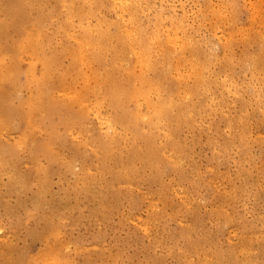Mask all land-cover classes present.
Returning a JSON list of instances; mask_svg holds the SVG:
<instances>
[{"label":"rangeland","instance_id":"obj_1","mask_svg":"<svg viewBox=\"0 0 264 264\" xmlns=\"http://www.w3.org/2000/svg\"><path fill=\"white\" fill-rule=\"evenodd\" d=\"M24 1L0 0V264H264V0H140V3L139 0H134L137 6L135 2L126 0L123 2L125 8L120 7L116 0ZM56 1H59L58 5ZM62 1H65L64 6ZM82 2L84 5L81 7L79 4ZM114 5L117 7H113ZM117 8L122 10L116 11ZM131 11L136 21L135 23L133 19L134 27L148 35L157 28L159 33L161 30L162 35H158L160 38L164 36L161 41L169 51L167 54V48H164L156 56L152 55L147 62L144 60L149 66L147 77L157 80L160 85L153 101L164 103L172 90L167 72L169 70L166 69L169 63L171 66L179 64L180 77L191 86L193 75L192 70L191 74L189 70L192 69V62L198 70V62L201 60L199 63L203 66H199L200 73L203 76L207 74V79L212 78L209 82L204 77L206 93H200L189 101V108L192 109L188 108L191 123L186 124L173 117L167 126L169 137L165 135L162 126L150 129L142 123L141 118L148 113L146 103L139 106L141 116L137 123L140 134L134 136L123 131L115 122L112 123L122 119L123 114L112 111L114 108L109 95L104 97L101 90L98 101L93 96L95 75L102 77L103 67L109 68L115 64V40L111 36L116 33L118 23L128 21L126 17ZM83 14H87V18ZM229 16L233 18H228ZM259 16L261 18L257 19ZM65 22L68 24L64 25ZM170 25L177 27V30L172 29L177 35L169 31ZM60 26L62 30L59 29ZM84 27H91L97 33L109 36L108 40L112 45L109 44L104 51L103 62L95 60L89 49L81 51L76 39L81 37ZM70 32L73 34L69 35ZM152 37L154 36L147 40L149 45ZM224 45L226 50L223 49ZM11 50L13 51L10 52ZM126 52L128 51L124 52L120 63L122 66L117 65L113 72L114 78L118 75L123 77L125 69H130L131 73L134 71L135 75L142 72L141 63H138L140 66L135 64L133 53ZM57 54L60 56L57 57ZM260 54L262 57L257 56ZM164 60H169L168 64ZM196 62L198 65H195ZM255 62H259L260 72H253ZM90 70L95 74L93 77ZM121 71L122 74L119 73ZM179 100L181 110H185L183 100ZM96 102L99 103L98 106L95 105ZM126 106L128 110H132L133 105ZM71 115L78 118H73L74 125L69 129L64 120ZM111 124V128L116 126L114 132L107 130ZM244 129L246 132L243 134ZM111 135L112 159L104 154L101 156L95 149L104 145ZM48 142H51V153L41 154L39 148ZM180 149L184 153L181 151L180 154ZM133 151L137 157L130 161ZM172 151H175V156ZM95 153H98L96 158ZM151 158L152 164L149 163ZM120 165L131 169L125 170ZM9 255L13 257L11 260Z\"/></svg>","mask_w":264,"mask_h":264},{"label":"bare ground","instance_id":"obj_2","mask_svg":"<svg viewBox=\"0 0 264 264\" xmlns=\"http://www.w3.org/2000/svg\"><path fill=\"white\" fill-rule=\"evenodd\" d=\"M18 1V0H17ZM24 1V0H23ZM29 1V0H28ZM44 1V0H43ZM53 1V0H52ZM55 1V0H54ZM53 1V2H54ZM65 1H68V0H65ZM65 1H62V4H63V6L65 5L64 4V2ZM70 1V0H69ZM68 1V2H69ZM81 1H83V0H81ZM80 1V2H81ZM124 1H126V0H116V3L120 6V7H122V8H125L124 7ZM129 2H135L134 0H128ZM137 1V0H136ZM21 2V1H20ZM24 2H27V1H24ZM59 3V1H56V4L58 5V3ZM114 2V1H113ZM259 2V1H258ZM15 3V2H14ZM22 3V2H21ZM29 3V2H28ZM83 3V4H82ZM82 3H80L79 5L82 7L83 5H84V2H82ZM139 3H140V0H139ZM142 3V2H141ZM261 3V2H260ZM30 4H32V3H30ZM44 4V3H43ZM54 4V3H53ZM55 4V5H56ZM73 4V3H72ZM82 4V5H81ZM116 4V5H117ZM127 4V3H126ZM125 4V6H126V8H127V6H128V4L126 5ZM13 5V7H15L14 6V4H12ZM25 5H26V3H25ZM60 5V4H59ZM77 5V4H76ZM79 5H78V7H79ZM86 5V4H85ZM116 5H114L113 7H115ZM255 5V4H254ZM257 5V4H256ZM255 5V6H256ZM262 5H264V4H262ZM67 6V5H66ZM73 6H74V4H73ZM132 6H133V3H132ZM132 6H131V8H132ZM135 6H137V4H136V2H135ZM140 6V5H139ZM221 6H223L222 4H221ZM259 6V5H258ZM11 7L12 6H10V9H11ZM76 7V6H75ZM117 7V6H116ZM251 7H253V6H251ZM262 7V6H261ZM36 8V7H35ZM39 8V7H38ZM69 8V7H68ZM77 8V7H76ZM86 8H88V6H86ZM94 8V7H93ZM122 8H120L121 10H122ZM209 8V7H208ZM255 8V7H254ZM260 8V7H259ZM9 9V8H8ZM13 9V8H12ZM37 9V8H36ZM67 9V8H66ZM70 9V8H69ZM68 9V10H69ZM73 9H74V7H73ZM78 9V8H77ZM76 9V10H77ZM120 9H116V11L117 10H120ZM130 9V8H129ZM133 9V8H132ZM142 9V8H141ZM226 9V8H225ZM256 9V8H255ZM261 9V8H260ZM57 10H59V8L57 9ZM61 10V9H60ZM72 10V9H71ZM82 10V9H81ZM120 10V11H121ZM161 10V9H160ZM211 10V9H210ZM215 10H217V9H215ZM221 10V9H220ZM73 11V10H72ZM78 11V13H79V11L80 10H77ZM76 11V12H77ZM84 11V10H83ZM82 11V12H83ZM86 11V10H85ZM128 11V10H127ZM133 11V10H132ZM132 11L130 12L131 14L130 15H128V17H126L127 19H128V21L127 22H125V20L124 21H122V22H120V23H118V26H117V31H116V33L114 34H112V36H111V38L113 39V40H115V42L113 41V43H115V50H116V52H115V64H111L110 63V65H112L111 67H109V68H106V67H103V75H102V77L101 76H98V75H95L94 74V72H92L93 70H94V68H93V70H90L91 72H90V74L92 75V77L95 75V77H96V83H94L95 84V87L92 85L93 84V82H92V86L95 88L94 89V92H93V96L97 99V101H98V97H99V95L101 94V90H102V94H103V96L105 97L106 95H109V97H110V99H109V101H110V103H111V105H112V107L114 108L112 111H116L117 113L119 112V113H122L123 114V118L122 119H119V120H115V121H112V123L113 122H115V124H117L118 126H120L121 127V129L123 130V131H127L128 133H132L134 136H136V135H139L140 134V128H139V125H138V120H139V118H140V116L141 115H139V106L143 103H146L147 104V106H148V113L144 116V117H142L141 118V121H142V123L145 125V126H147V127H149L150 129H156V128H158V127H163L164 128V130H165V135L167 136V137H169V130H167V126L170 124V122H171V120H172V118L173 117H175V119H177L178 121H183V123H186V124H188L189 122H190V120H191V118H190V111H188V108H189V101L192 99V97H194L195 98V96H198L200 93H206V89H207V85H206V81L205 80H209V82H210V80L212 79H207V77H205V76H203V73H200V71H201V69L199 70V66H201L200 65V63L198 62V64H197V62H196V64L195 65H198L197 67H198V70H197V68H196V66H194V65H192L193 64V62H192V60H191V62H192V64H190L191 65V67H192V69H190L189 70V72L192 70V75H193V78L191 77V80H192V86L190 85V84H188V83H184V80L180 77V67H179V64H177V65H173V66H171V64L169 63H167V61L169 62V60H164V61H166V63L168 64V67H167V64H166V66H165V68L167 69V70H169V71H167L168 73H169V78H170V80H171V88H172V90L169 92V95H168V98L166 99V101L164 102V103H161V101H159V100H157V101H153V98H154V96H155V94L157 93V91H158V88L160 87V85H159V83L157 82V80H154V79H149L148 77H147V75H146V72H148L147 70L149 69V66H147L146 65V62L150 59V57L153 55L154 56V54H155V56H156V54L157 53H159V51L161 52L162 50H164V48L165 47H163V45L165 46V44H162V41H161V39L164 37H162V38H160V36L158 35V31H159V29L157 28V27H155V28H157L156 30H154V32L151 34V35H148V34H146V32L144 33V31H138L134 26H135V24L133 23L134 21H135V19L133 18V14L134 13H132ZM226 11V10H225ZM262 11H264V10H262ZM14 12V11H13ZM45 12H47V11H45ZM59 12V11H58ZM65 12V11H64ZM69 12V11H68ZM71 12V11H70ZM75 12V13H76ZM102 12V11H101ZM123 12V11H122ZM60 13L61 12H59V15H60ZM63 13V12H62ZM67 13V12H66ZM78 13H76V14H78ZM80 13H81V11H80ZM95 13V12H94ZM117 13V12H116ZM119 13V12H118ZM117 13V14H118ZM125 13V12H124ZM137 13H139V12H137ZM207 13V12H206ZM210 13H211V11H210ZM222 13H223V11H222ZM225 13V12H224ZM228 13V12H227ZM262 13V12H261ZM72 14H73V12H72ZM71 14V15H72ZM75 14V15H76ZM117 14H115L116 16H117ZM122 14V13H121ZM129 14V13H128ZM140 14V13H139ZM257 14H258V11H257ZM66 15V14H65ZM79 15V14H78ZM84 15V18H87V14H83ZM90 15V14H89ZM119 15V14H118ZM123 15V14H122ZM137 15V14H136ZM158 15V14H157ZM201 15V14H200ZM214 15H215V13H214ZM259 15V14H258ZM261 15V14H260ZM262 15H264V14H262ZM55 16V15H54ZM61 16V15H60ZM63 16V15H62ZM121 16V15H120ZM219 16V15H218ZM222 16V15H221ZM225 16V15H224ZM1 17V16H0ZM51 17V16H50ZM93 17V16H92ZM122 17V16H121ZM125 17V16H124ZM138 17V16H137ZM144 17V16H143ZM211 17V16H210ZM208 18V19H211V18ZM69 18V17H68ZM84 18L82 19V21L84 20ZM118 18V17H117ZM215 18H216V16H215ZM226 18V17H225ZM228 18H233V17H228ZM261 18V16H259V18H257V19H260ZM75 19H76V17H75ZM74 19V20H75ZM77 19H79V17L77 18ZM96 20V18H93V20ZM126 19V20H127ZM133 19H134V21H133ZM176 19V18H175ZM207 19V20H208ZM217 19V18H216ZM222 19V18H221ZM69 20H71V19H69ZM122 20V19H121ZM137 20V19H136ZM158 20H159V17H158ZM181 20V19H180ZM212 20V19H211ZM210 20V21H211ZM215 20V19H214ZM233 20V19H232ZM79 21H80V19H79ZM81 21V22H82ZM90 21V20H89ZM88 21V22H89ZM103 21V20H102ZM101 21V22H102ZM163 21H164V19H163ZM173 21V20H172ZM203 21H205V19L203 20ZM209 21V20H208ZM220 21H222V20H220ZM231 21V20H230ZM254 21V20H253ZM72 22V21H71ZM70 22V23H71ZM118 22V21H117ZM158 22V21H157ZM176 22H178V21H176ZM214 22V21H213ZM229 22V21H228ZM232 22V21H231ZM234 22V21H233ZM251 22V21H250ZM261 22V21H260ZM46 23V22H45ZM86 23V22H85ZM115 23V22H114ZM113 23V24H114ZM135 23H136V21H135ZM210 23V22H209ZM226 23V22H225ZM66 24H68V22H65L64 23V25H66ZM76 24V23H75ZM88 24V23H87ZM97 24V23H96ZM96 24H94V25H96ZM112 24V23H111ZM158 24V23H157ZM220 24H222V23H220ZM248 24V23H247ZM259 24V23H258ZM85 25V24H84ZM83 25V26H84ZM116 25V24H115ZM163 25V24H162ZM171 25H173V24H171ZM170 25V26H171ZM211 25V24H210ZM217 25V24H216ZM227 25V24H226ZM251 25V24H250ZM262 25H264V24H262ZM62 26V25H61ZM61 26H60V30H62L61 29ZM82 26V25H81ZM159 26V25H158ZM164 26V25H163ZM174 26H176V24L174 25ZM221 26V25H220ZM228 26V25H227ZM231 26V25H230ZM252 26V25H251ZM257 26V25H256ZM32 27V26H31ZM67 27H69L68 25H67ZM67 27H64V28H66L67 29V31H68V28ZM232 27V26H231ZM250 27V26H249ZM248 27V28H249ZM63 28V27H62ZM85 28V27H84ZM114 27H112V29H113ZM175 30H177L175 27H172L171 26V30H169V31H172V32H174V34H176L175 33V31H173L174 29ZM181 28V27H180ZM179 28V29H180ZM221 28H222V26H221ZM230 28V27H229ZM245 28V27H244ZM259 28V27H258ZM257 28V29H258ZM260 28H262V27H260ZM58 29V30H59ZM80 29H82V28H80ZM98 29V28H97ZM96 29V30H97ZM108 29L110 30V26L108 27ZM111 29V30H112ZM164 29H166V26H165V28ZM170 29V28H169ZM173 29V30H172ZM186 29V28H185ZM251 29V28H250ZM25 30V29H24ZM114 30H116V28L114 29ZM139 30H140V28H139ZM184 30V29H183ZM229 30H231V29H229ZM256 30V29H255ZM65 31V30H64ZM232 31V30H231ZM236 31V30H235ZM258 31V30H257ZM256 31V32H257ZM35 32H37L36 30H35ZM72 32V31H71ZM70 32V34L69 35H71V34H73V33H71ZM80 32V31H79ZM98 31H95L94 29H92L91 27H86L85 29H83L82 30V32H81V37L79 38V39H76L77 40V42L79 43V46H80V48H81V51H84V50H90L91 51V55H92V57L95 59V60H98V61H100L101 62V60H102V62L104 61L103 60V54L104 53H106V52H104L106 49H107V47H108V45L109 44H111V42L108 40L109 39V36H107V35H105L104 33L103 34H99V33H97ZM100 32V31H99ZM111 32V31H110ZM151 32V31H150ZM172 32L170 33V34H172ZM178 32V31H177ZM217 32V31H216ZM26 33H27V31H26ZM48 33V32H47ZM162 32H161V30H160V35H162L161 34ZM169 33V32H168ZM180 33V32H179ZM251 33H253V32H251ZM250 33V34H251ZM262 33H264V32H262ZM61 34H63V33H61ZM109 34V33H108ZM233 34V33H232ZM232 34H230V35H232ZM235 34V33H234ZM233 34V35H234ZM258 34H260V33H258ZM43 35V34H42ZM50 35H52V34H50ZM63 35H65V34H63ZM62 35V36H63ZM76 35V34H75ZM78 35V34H77ZM169 35V34H168ZM167 35V36H168ZM173 35V34H172ZM177 35V34H176ZM176 35H174L175 37H176ZM228 35V34H227ZM232 35V36H233ZM244 35V34H243ZM8 36V35H7ZM27 36H28V34H27ZM34 36V35H33ZM44 36L45 35H43L42 37L44 38ZM49 36V35H48ZM79 36V35H78ZM151 36H154V37H152V39H151V45H149L148 43H147V40H148V38L149 37H151ZM174 36L172 37V39L174 38ZM185 35H183V38H185L184 37ZM253 36V35H252ZM254 36H255V34H254ZM22 36H20V38H21ZM30 37H31V35H30ZM29 37V38H30ZM39 37H41V36H39ZM38 37V38H39ZM41 37V38H42ZM56 37V36H55ZM69 37V36H68ZM73 37V36H72ZM179 37V36H178ZM26 38V37H25ZM35 38V37H34ZM36 38H37V36H36ZM165 38H166V36H165ZM187 38V37H186ZM242 38H243V36H242ZM246 38V37H245ZM261 38V37H260ZM40 39V38H39ZM48 39V38H47ZM63 39H64V37H63ZM187 39H189V38H187ZM191 39V38H190ZM247 39V38H246ZM245 39V40H246ZM249 39H251V38H249ZM19 40V39H18ZM32 40V39H31ZM44 40H46L45 38H44ZM165 40V39H164ZM168 40V39H167ZM174 40V39H173ZM179 40V39H178ZM184 40V39H183ZM235 40V39H234ZM254 40V39H253ZM17 41V40H16ZM38 41V40H37ZM40 41V40H39ZM43 41V40H42ZM74 41H75V38H74ZM166 41V40H165ZM169 41H170V39H169ZM186 41V40H185ZM188 41V40H187ZM231 41V40H230ZM233 41V40H232ZM231 41V42H232ZM236 41H237V39H236ZM250 41V40H249ZM248 41V42H249ZM262 41H264V40H262ZM22 42V41H21ZM31 41H29V43H30ZM35 42V41H34ZM44 42V41H43ZM108 42H110V43H108ZM180 42H182V40H180ZM230 42V43H231ZM256 42V41H255ZM258 42V41H257ZM14 43V42H13ZM27 43V42H26ZM36 43V42H35ZM69 43V42H68ZM108 43V44H107ZM164 43V42H163ZM165 43H167V42H165ZM171 43V42H170ZM233 43V42H232ZM246 43V42H245ZM252 43V42H251ZM39 44V43H38ZM49 44V43H48ZM175 44V43H174ZM182 44H183V42H182ZM185 44V43H184ZM192 44V43H191ZM226 44H228V43H226ZM260 44H261V42H260ZM18 45V44H17ZM16 45V46H17ZM21 45V44H20ZM26 45V44H25ZM24 45V46H25ZM67 45V44H66ZM112 45V44H111ZM232 45V44H231ZM12 46H13V44H12ZM31 46V45H30ZM169 46H170V44H169ZM176 46V45H175ZM174 46V47H175ZM182 46V45H181ZM187 46V45H186ZM194 46V45H193ZM17 47H19V46H17ZM36 46L34 45V47L33 48H35ZM172 48H173V44H172V46H171ZM177 47V46H176ZM185 47V46H184ZM224 47H225V45H224ZM223 47V49L224 50H226L227 49V47H225L224 48ZM246 46H244V48H245ZM248 47V46H247ZM13 48V47H12ZM15 48V47H14ZM27 48H29V46L27 47ZM32 48V49H33ZM166 48H167V51H168V47H167V45H166ZM165 48V49H166ZM170 48V47H169ZM171 48V49H172ZM178 48H180V47H178ZM185 48H187V47H185ZM189 48V47H188ZM18 50H19V48H17ZM16 49V52L18 51ZM32 49H30V50H32ZM109 49H110V47H109ZM182 49V48H181ZM180 49V50H181ZM196 49V48H195ZM229 49H231L232 50V48H229ZM51 50V49H50ZM54 50V49H53ZM75 50V49H74ZM176 50V49H175ZM174 50V51H175ZM188 50V49H187ZM260 50V49H259ZM13 50H11L10 52H12ZM32 51H35V50H32ZM38 51V50H37ZM39 51H40V49H39ZM80 51V52H81ZM111 51H114L112 48H111ZM125 51H128V52H126L127 54L131 51L132 53H133V56H134V59H135V64L137 63H141V73H140V71L139 72H137V73H140L139 75L137 74V75H135L134 74V71H133V73H131V71H130V69H125V72H124V75H123V77H120L118 74V77H116L115 76V78L113 77V72H114V70L118 67L117 65H121L120 63L122 62V58H123V54H124V52ZM184 51V50H183ZM182 51V52H183ZM195 51V50H194ZM9 52V51H8ZM20 52V51H19ZM73 52V51H72ZM72 52H71V54H72ZM77 52V51H76ZM187 52V51H186ZM190 52V51H189ZM188 52V53H189ZM225 52V51H224ZM227 52V51H226ZM249 52V51H248ZM257 52V51H256ZM255 52V53H256ZM28 53V52H27ZM26 53V54H27ZM41 53V52H40ZM75 53V52H74ZM109 53V52H108ZM192 53V52H191ZM191 53L189 54L190 56H191ZM198 53V52H197ZM230 53V52H229ZM2 54V53H1ZM0 54V55H1ZM9 54V53H8ZM13 54V53H12ZM76 54V53H75ZM78 54H80V53H78ZM82 54H83V52H82ZM163 54V53H162ZM162 54H160V55H162ZM167 54H169V51H168V53ZM171 54L172 53H170V56H171ZM176 54H178V53H176ZM181 54V53H180ZM187 54V53H186ZM225 54V53H224ZM252 54V53H251ZM259 54V53H258ZM17 55V54H16ZM88 55V54H87ZM126 55V54H125ZM164 55H165V53H164ZM188 55V54H187ZM200 55V54H199ZM226 55V54H225ZM233 55V54H232ZM246 55H248V53L246 54ZM262 54H260V55H257V56H261ZM12 56V55H11ZM14 56V55H13ZM58 56H60V55H58L57 54V57ZM62 56H63V54H62ZM62 56L60 57V58H62ZM108 56V55H107ZM168 56V55H167ZM169 56V57H170ZM179 56V55H178ZM194 56V55H193ZM224 56V55H223ZM20 57V56H19ZM72 57V56H71ZM70 56H69V58H71ZM82 57H83V55H82ZM84 57H85V54H84ZM88 57V56H87ZM127 57V56H126ZM128 57H130L129 55H128ZM128 57H127V59H128ZM159 56H157V58H158ZM165 57V56H164ZM173 57V56H172ZM177 59L180 57H177V56H175ZM189 57V56H188ZM187 57V58H188ZM199 57V56H198ZM201 57V56H200ZM227 57V56H226ZM243 57H244V55H243ZM246 57V56H245ZM262 57V56H261ZM6 58H7V56H6ZM5 58V59H6ZM11 58V57H10ZM39 58V57H38ZM38 58H35V59H37V61L38 60H40V59H38ZM159 58H161V57H159ZM171 58V57H170ZM170 58H168V59H170ZM176 58H174V59H176ZM195 56H194V60H195ZM247 58V57H246ZM260 58V57H259ZM32 59V58H31ZM44 59V58H43ZM46 59V58H45ZM52 59V58H51ZM75 59H77L76 57H75ZM80 60L82 59V58H79ZM131 59V57L129 58V60ZM177 59H176V61H177ZM193 59V58H192ZM225 59V58H224ZM231 59V58H230ZM256 59H258V58H256ZM7 60H8V58H7ZM11 60V59H10ZM74 60V59H73ZM94 60V61H95ZM109 60H110V58H109ZM126 60V59H125ZM144 60H146V62L144 61ZM171 60V59H170ZM187 60V59H186ZM244 60V59H243ZM252 60H254V59H252ZM262 60V59H261ZM34 61V60H33ZM51 61V60H50ZM59 61H62V60H60L59 59ZM83 61H84V59H83ZM82 61V62H83ZM128 61V60H127ZM179 61H181V59L179 60ZM196 61H198V60H196ZM230 61H232V60H230ZM234 61V60H233ZM245 61V60H244ZM257 61V60H256ZM42 62V61H41ZM43 62H45V61H43ZM52 62V61H51ZM72 62V61H71ZM70 62V63H71ZM82 62H81V64H82ZM105 62H107V60L105 61ZM145 62V63H144ZM174 62V61H173ZM182 62V61H181ZM195 62V61H194ZM207 62V61H206ZM254 62V61H253ZM252 62V63H253ZM262 62H264V61H262ZM13 63H14V61H13ZM40 63V62H39ZM49 63V62H48ZM62 63V62H61ZM60 63V64H61ZM75 63H76V61H75ZM84 63H86L85 61H84ZM88 63V62H87ZM91 63V62H90ZM92 63H93V61H92ZM91 63V64H92ZM96 63V62H95ZM98 63V62H97ZM161 63V62H160ZM159 63V64H160ZM175 64H176V62H174ZM174 63H172V64H174ZM177 63H178V61H177ZM186 63V62H185ZM189 63H190V61H189ZM204 63V62H203ZM252 63H251V65H252ZM258 63L259 62H255L254 64H253V72H257V71H259L260 72V70H259V68H258ZM53 64V63H52ZM56 64V63H55ZM58 64H59V62H58ZM57 64V65H58ZM94 64V63H93ZM92 64V65H93ZM125 66H126V64L125 63H123ZM130 64V63H129ZM138 64V65H139ZM152 64V63H151ZM205 64V63H204ZM230 64H232V63H230ZM14 65V64H13ZM42 65V64H41ZM56 65V67H58ZM63 65H64V63H63ZM72 65V64H71ZM78 65V64H77ZM88 65V64H87ZM86 65V66H87ZM101 65V64H100ZM149 65V64H148ZM152 65H154V64H152ZM181 65H182V63H181ZM206 65V64H205ZM261 65V64H260ZM40 66V65H39ZM48 66L50 67V65L48 64ZM90 66V65H89ZM122 66V65H121ZM120 66V67H121ZM137 66V65H136ZM140 66V65H139ZM156 66V65H155ZM159 66V65H158ZM185 66V65H184ZM202 66H203V64H202ZM201 66V67H202ZM223 66V65H222ZM239 66V65H238ZM250 66V65H249ZM262 66H264V65H262ZM261 66V67H262ZM63 67H65V66H63ZM88 67V66H87ZM93 67V66H92ZM91 67V68H92ZM96 67V66H95ZM99 67L100 66H98V70H100L99 69ZM119 67V68H120ZM127 67V66H126ZM135 67V66H134ZM181 67H183V66H181ZM190 67V66H189ZM188 67V68H189ZM200 67V68H201ZM206 67V66H205ZM221 67V66H220ZM245 67V66H244ZM261 67H260V69H261ZM40 68H42V67H40ZM48 68V67H47ZM46 68V69H47ZM77 68V67H76ZM122 68H124V66L122 67ZM136 68V67H135ZM150 68H152L151 66H150ZM185 68V67H184ZM204 68V67H203ZM210 68V67H209ZM14 69H16L17 70V68H14ZM52 69V68H51ZM73 69H75L74 67H73ZM83 69V68H82ZM137 69H139V67L137 68ZM155 69V68H154ZM159 69V68H158ZM157 69V70H158ZM163 69V68H162ZM165 69V70H166ZM262 69H264V68H262ZM50 70V69H49ZM48 70V71H49ZM54 70H55V67H54ZM77 70V69H76ZM135 70V69H134ZM184 69H182V71H183ZM203 71H204V69H202ZM2 71V70H1ZM15 71V70H14ZM19 71V70H18ZM52 71H53V69H52ZM89 71V70H88ZM163 71H164V69H163ZM209 71V70H208ZM228 71V70H227ZM262 71H264V70H262ZM261 71V72H262ZM5 72V71H4ZM8 72V71H7ZM61 72V71H60ZM72 72H73V70H72ZM83 72V71H82ZM96 72H97V70H96ZM116 72V71H115ZM118 72V71H117ZM183 72H185V70L183 71ZM188 72V73H189ZM205 73H206V71H204ZM74 73H76L75 71H74ZM119 73H123L122 71L121 72H119ZM160 73V72H159ZM204 73V74H205ZM14 74V73H13ZM94 74V75H93ZM98 74V73H97ZM190 74H191V72H190ZM261 74V73H260ZM262 74H264V72H262ZM54 75V74H53ZM88 75V74H87ZM159 75V74H158ZM210 75H211V73H210ZM209 75V76H210ZM52 76V75H51ZM161 76V75H160ZM166 76V75H165ZM185 76V75H184ZM188 76H190V75H188ZM214 76V75H213ZM39 77V76H38ZM90 77V76H89ZM186 77V76H185ZM204 77H205V80H204ZM238 77V76H237ZM4 78V77H3ZM49 78V77H48ZM168 78V77H167ZM227 78V77H226ZM78 79V78H77ZM157 79V78H156ZM185 79V78H184ZM223 79V78H222ZM262 79H264V78H262ZM66 80V79H65ZM82 80V79H81ZM89 80H90V78H89ZM225 81H226V79H224ZM249 80V79H248ZM260 80H261V78H260ZM46 81V80H45ZM92 81V80H91ZM189 80H187V82H188ZM47 82H48V80H47ZM219 82V81H218ZM222 82H224V81H222ZM242 82V81H241ZM257 82V81H256ZM260 82V81H259ZM262 82V81H261ZM212 83V82H211ZM173 84V85H172ZM190 85V87L188 86V85ZM242 84V83H241ZM262 84V83H261ZM30 85V84H29ZM90 85V87L92 88V86ZM214 85V84H213ZM226 85V84H225ZM25 86H26V83H25ZM33 86V85H32ZM220 86V85H219ZM41 87V86H40ZM85 87L87 88L88 86L87 85H85ZM89 87V88H90ZM257 87V86H256ZM30 88V87H29ZM165 88V87H164ZM170 88V87H169ZM245 88V87H244ZM32 89V88H31ZM63 89V88H62ZM216 89V88H215ZM221 89V88H220ZM226 89V88H225ZM249 89L250 88H248V91H249ZM45 90V89H44ZM210 90H212V89H210ZM253 90H254V87H253ZM48 91V90H47ZM69 91V90H68ZM81 91V90H80ZM82 91H83V89H82ZM85 92H86V90H84ZM163 91V90H162ZM166 91H167V88H166ZM213 91V90H212ZM244 91V90H243ZM256 91V90H255ZM42 92V91H41ZM89 92V91H88ZM215 92V91H214ZM225 92V91H224ZM44 93H45V95H46V92L44 91ZM90 93H92L91 91H90ZM233 93H234V91H233ZM254 93V92H253ZM260 93V92H259ZM262 93V92H261ZM29 94V93H28ZM223 94V93H222ZM256 94V93H255ZM262 94H264V93H262ZM55 95V94H54ZM76 95V94H75ZM250 95H251V93H250ZM47 96H48V94H47ZM64 96V95H63ZM77 96V95H76ZM92 96V95H91ZM203 96V95H202ZM208 96V95H207ZM226 96H228V95H226ZM248 96V95H247ZM32 97H34V96H32ZM31 97V98H32ZM40 97V96H39ZM65 97V96H64ZM78 97V96H77ZM107 97V96H106ZM164 97V96H163ZM162 97V98H163ZM206 97V96H205ZM218 97V96H217ZM221 97V96H220ZM69 98H71V95H70V97ZM72 98H73V96H72ZM76 98V97H75ZM182 99L183 100V105L185 106L184 107V109L185 110H181V107H182V105H181V103H180V100L179 99ZM201 98H203V97H201ZM222 98V97H221ZM251 98V97H250ZM249 98V99H250ZM77 99V98H76ZM75 99V100H76ZM225 99V98H224ZM227 99V98H226ZM242 99V98H241ZM30 100V99H29ZM54 100V99H53ZM52 100V101H53ZM71 100H73L74 101V99H71ZM77 100H79V99H77ZM83 100V99H82ZM81 100V102H85V101H82ZM100 100V99H99ZM104 100V99H103ZM105 100H107V99H105ZM104 100V101H105ZM200 100V99H199ZM198 100V101H199ZM235 100H236V98H235ZM262 100H264V98H262ZM34 101V100H33ZM194 101V103H196L195 102V100H193ZM204 101V100H203ZM216 101V100H215ZM23 102V101H22ZM30 103H31V101H29ZM37 102V101H36ZM227 102V101H226ZM244 102V101H243ZM242 102V103H243ZM42 103V102H41ZM75 103V102H74ZM78 103H80V101L78 102ZM87 103V102H86ZM102 103H103V101H102ZM200 103H202V101L201 102H199V104ZM261 103V102H260ZM33 104H34V102H33ZM47 104V103H46ZM98 102H96L95 103V105L96 106H98ZM129 104H131V105H133V107H132V110H128V106H126V105H129ZM229 104V103H228ZM75 105V104H74ZM85 105V104H84ZM188 105V106H187ZM191 105H192V103H191ZM216 105V104H215ZM262 105H264V103H262ZM19 106V105H18ZM76 106V105H75ZM88 106V105H87ZM91 106H92V104H91ZM142 106V105H141ZM193 106H194V104H193ZM222 106V105H221ZM257 106V105H256ZM43 107V106H42ZM46 107V106H45ZM89 107V106H88ZM241 107V106H240ZM19 108V107H18ZM77 108V107H76ZM86 108V107H85ZM95 108V107H94ZM98 108V107H97ZM193 108H195V107H193ZM51 109V108H50ZM93 109V108H92ZM96 109V108H95ZM179 109H180V111H179ZM190 109V108H189ZM213 109V108H212ZM222 109V108H221ZM234 109V108H233ZM232 109V110H233ZM240 109H242V108H240ZM244 109V108H243ZM75 110V109H74ZM73 110V111H74ZM191 111H192V109H190ZM196 110V109H195ZM29 111V110H28ZM50 111V110H49ZM78 110H76V112H77ZM85 111V110H84ZM83 111V112H84ZM93 111H94V109H93ZM146 111V110H145ZM198 111H199V108H198ZM225 111V110H224ZM231 111V110H230ZM239 111V110H238ZM193 112H194V109H193ZM195 112H197V110L195 111ZM200 112V111H199ZM201 112H202V110H201ZM253 112V111H252ZM89 113V112H88ZM192 113V112H191ZM223 113V112H222ZM254 113V112H253ZM258 113V112H257ZM51 114V113H50ZM102 114V113H101ZM194 115H195V113H193ZM47 115V114H46ZM105 115V114H104ZM121 115V114H120ZM254 115V114H253ZM258 115H260V114H258ZM107 116V115H106ZM234 116V115H233ZM78 118L77 116H73V115H71V116H69V117H67L65 120H64V124L66 125V127H72L73 125H74V119L73 118ZM196 117V116H195ZM262 117H264V116H262ZM1 118V117H0ZM97 118H99V117H97ZM217 118V117H216ZM253 118V117H252ZM88 119V118H87ZM102 119H104V118H102ZM203 119V118H202ZM232 119V118H231ZM253 119H255V117L253 118ZM89 120V119H88ZM110 120V119H109ZM233 120H235V119H233ZM248 120V119H247ZM250 120H251V117H250ZM102 120H100V122H101ZM105 121V120H104ZM237 121V120H236ZM253 121V120H252ZM103 122V121H102ZM101 122V123H102ZM110 122V121H109ZM251 122V121H250ZM262 122H264V121H262ZM261 122V123H262ZM178 123V122H177ZM191 123V122H190ZM225 123V122H224ZM106 124V123H105ZM141 124V123H140ZM247 124V123H246ZM191 125V124H190ZM110 126H112V124L111 125H109L108 126V129L107 130H110V131H112L113 130V132H114V129L116 128V126H115V128L113 127V128H111ZM245 126V125H244ZM255 126V125H254ZM262 126V125H261ZM172 127V126H171ZM231 127V126H230ZM262 127H264V126H262ZM69 128V129H70ZM83 128V127H82ZM175 129H176V127H174ZM180 128V127H179ZM222 128H223V126H222ZM258 128H259V126H258ZM181 129V128H180ZM250 129V128H249ZM50 130L51 131H53L52 130V128H50ZM177 130V129H176ZM252 130V129H251ZM250 130V131H251ZM259 130V129H258ZM151 131V130H150ZM178 131V130H177ZM235 131V130H234ZM244 131H245V129L243 130V134H244ZM4 132V131H3ZM96 132V131H95ZM173 132H174V130H173ZM214 132H216L215 130H214ZM246 132V131H245ZM6 133V132H5ZM78 133V132H77ZM187 133V132H186ZM221 133V132H220ZM231 133V132H230ZM79 134H81V133H79ZM214 134V133H213ZM1 135V134H0ZM5 135V134H4ZM7 135V134H6ZM69 135H70V133H69ZM84 135V134H83ZM82 134H81V136H83ZM196 135V134H195ZM57 136V135H56ZM87 136V135H86ZM220 136V135H219ZM236 136V135H235ZM242 136H244V135H242ZM12 137V136H11ZM93 137V136H92ZM68 138V137H67ZM109 138L110 139H107V142L104 144V145H99V148H95L99 153H100V155L101 156H103V154L104 155H106V157L108 158H110L111 157V159L112 158H114L113 157V155H112V151H111V148H112V144H113V135H111V136H109ZM241 138V137H240ZM13 139V138H12ZM75 139V138H74ZM100 139V138H99ZM220 139V138H219ZM75 140H77V139H75ZM115 140V139H114ZM178 140V139H177ZM242 140V139H241ZM20 141V140H19ZM136 141V140H135ZM205 141V140H204ZM223 141V140H222ZM244 141V140H243ZM6 142V141H5ZM155 142V141H154ZM9 143V142H8ZM85 143H87V141H86V139H85ZM135 143V142H134ZM200 143V142H199ZM50 144H51V142H48V143H46V145H44V146H42V147H40L39 148V151H40V153L41 154H44V155H47L48 153L47 152H49V154L51 153L50 152ZM84 144V143H83ZM148 144V143H147ZM85 145V144H84ZM149 145V144H148ZM153 145V144H152ZM186 145V144H185ZM251 145V144H250ZM18 146V145H17ZM20 146V145H19ZM80 146H82V145H80ZM174 146V145H173ZM177 146V145H176ZM182 146V145H181ZM189 146V145H188ZM210 146V145H209ZM86 147V146H85ZM88 147V146H87ZM175 147V146H174ZM224 147V146H223ZM251 147V146H250ZM22 148V147H21ZM91 148V147H90ZM185 148V147H184ZM92 149V148H91ZM238 149V148H237ZM240 149V148H239ZM54 150V149H53ZM242 150H244V149H242ZM63 151V150H62ZM86 151H87V149H86ZM177 152H178V149L176 150ZM182 149H180V154H182ZM246 151V150H245ZM67 152V151H66ZM155 152H156V150H155ZM102 153V154H101ZM157 153V152H156ZM162 153V152H161ZM172 153H173V155L175 156L176 155V153H175V151H172ZM171 153V154H172ZM184 153V152H183ZM241 153V152H240ZM250 153V152H249ZM96 154H98V153H95L94 155V157L96 158ZM179 154V153H178ZM177 154V155H178ZM188 154V153H187ZM242 154H243V152H242ZM145 155V154H144ZM172 155V156H173ZM186 155V154H185ZM238 155V154H237ZM115 156H116V154H115ZM167 156V155H166ZM165 156V157H166ZM169 156H170V154H169ZM189 156H190V154H189ZM39 157V156H38ZM63 157V156H62ZM137 157V155H136V153L133 151L131 154H130V161L132 160V159H135ZM138 157H140V156H138ZM60 158V157H59ZM80 158V157H79ZM103 158V157H102ZM127 158V157H126ZM153 158V157H152ZM152 158L150 159V164H152ZM166 158H168V157H166ZM171 158H174V157H169V159H171ZM213 158V157H212ZM230 158V157H229ZM156 159V158H155ZM179 159V157L177 158V160ZM222 159V158H221ZM5 160V159H4ZM69 160V159H68ZM73 160V159H72ZM168 160V159H167ZM174 160V159H173ZM172 160V161H173ZM181 160H184V159H181ZM186 160V159H185ZM215 160V159H214ZM241 160H242V158H241ZM253 160V159H252ZM64 161V160H63ZM142 161H144V160H142ZM176 161V160H175ZM240 161V160H239ZM238 161V162H239ZM100 162V161H99ZM109 162V161H108ZM134 162V161H133ZM145 162V161H144ZM180 162V161H179ZM117 163V162H116ZM128 163V162H127ZM135 163V162H134ZM175 163H177V162H175ZM55 164V163H54ZM124 164V163H123ZM173 164H174V162H173ZM247 164V163H246ZM250 164V163H249ZM25 165V164H24ZM73 165V164H72ZM75 165V164H74ZM110 165V164H109ZM165 164H163V166H164ZM175 165V164H174ZM174 165H172V166H174ZM180 165H181V163H180ZM253 165V164H252ZM251 165V166H252ZM7 166V165H6ZM29 166V165H28ZM64 166V165H63ZM112 166V165H111ZM121 166V168L123 167L125 170H126V168H128V167H126L125 168V166L124 165H120ZM126 166H129V165H126ZM132 166H133V164H132ZM136 166V165H135ZM162 166V167H163ZM176 166V165H175ZM186 166V165H185ZM0 167H1V165H0ZM4 167V166H3ZM46 167V166H45ZM44 167V168H45ZM151 167V166H150ZM239 167V166H238ZM258 167V166H257ZM252 168V167H251ZM129 170L131 169V167H129L128 168ZM208 169V168H207ZM4 170V169H3ZM133 171H134V169H132ZM154 170V172H155V169H153ZM184 170V169H183ZM46 171V170H45ZM259 171V170H258ZM70 172V171H69ZM121 172V171H120ZM124 172V171H123ZM216 172H218V171H216ZM225 172V171H224ZM11 173H12V171H11ZM21 173V172H20ZM16 174V173H15ZM126 174H127V172H126ZM166 174V173H165ZM164 174V175H165ZM189 174V173H188ZM187 174V175H188ZM13 175V174H12ZM37 175H39V174H37ZM62 175V174H61ZM101 175V174H100ZM99 175V176H100ZM162 176H163V173L161 174ZM224 175V174H223ZM246 175V174H245ZM5 176V175H4ZM8 176H9V174H8ZM14 176V175H13ZM99 176H97V177H99ZM159 176V175H158ZM191 176V175H190ZM10 177V176H9ZM110 177V176H109ZM147 177V176H146ZM178 177V176H177ZM218 177V176H217ZM216 177V178H217ZM3 178V177H2ZM159 178V177H158ZM193 178V177H192ZM243 178V177H242ZM248 178V177H247ZM249 178H250V176H249ZM256 178V177H255ZM1 179V178H0ZM10 179V178H9ZM82 179V178H81ZM122 179V178H121ZM160 179V178H159ZM164 179V178H163ZM209 179H210V177H209ZM246 179V178H245ZM252 179V178H251ZM258 178H256V180H257ZM22 180H24V179H22ZM21 180V181H22ZM41 180V179H40ZM47 180H48V178H47ZM50 180V179H49ZM141 180V179H140ZM173 180V179H172ZM212 180H213V178H212ZM215 180H217V179H215ZM242 180V179H241ZM247 180V179H246ZM9 181H12L11 179L9 180ZM26 181V180H25ZM95 180H93V182H94ZM98 181V180H97ZM177 181V180H176ZM210 181V180H209ZM254 181V180H253ZM63 182H64V180H63ZM80 182V181H79ZM211 182V181H210ZM19 183V182H18ZM83 183V182H82ZM176 183V182H175ZM195 183V182H194ZM209 183V182H208ZM216 183V182H215ZM251 183V182H250ZM254 183V182H253ZM259 183V182H258ZM257 183V184H258ZM3 184V183H2ZM24 184V183H23ZM212 184V183H211ZM217 184V183H216ZM215 184V185H216ZM222 184V183H221ZM241 184V183H240ZM190 185V184H189ZM194 185V184H193ZM196 185V184H195ZM219 185V184H218ZM245 184L243 183V186H244ZM256 185V184H255ZM19 186H21V185H19ZM24 186V185H23ZM76 186V185H75ZM74 186V187H75ZM135 186V185H134ZM142 186V185H141ZM182 186V185H181ZM6 187V186H5ZM44 187V186H43ZM136 187V186H135ZM187 187V186H186ZM215 187V186H214ZM244 187H246V186H244ZM4 188V187H3ZM13 188V187H12ZM29 187H27V189H28ZM216 188V187H215ZM229 188V187H228ZM256 188V187H255ZM18 189V188H17ZM136 189V188H135ZM139 189V188H138ZM150 189V188H149ZM180 189H182V188H180ZM1 190V189H0ZM21 190V189H20ZM67 190V189H66ZM82 190V189H81ZM111 190V189H110ZM120 190V189H119ZM151 190V189H150ZM175 190V189H174ZM183 190V189H182ZM186 190V189H185ZM193 190V189H192ZM2 191V190H1ZM8 191V190H7ZM10 191V190H9ZM15 191H16V189H15ZM18 191V190H17ZM16 191V192H17ZM146 191V190H145ZM212 191V190H211ZM214 191V190H213ZM227 191V190H226ZM248 191V190H247ZM11 192V191H10ZM155 192V191H154ZM158 192V191H157ZM222 192V191H221ZM20 193V192H19ZM84 193V192H83ZM106 193V192H105ZM176 193V192H175ZM213 193V192H212ZM226 193V192H225ZM42 194V193H41ZM149 194V193H148ZM179 194V193H178ZM224 194V193H223ZM150 195V194H149ZM159 195H160V193H159ZM216 195V194H215ZM221 195V194H220ZM230 195V194H229ZM232 195H233V193H232ZM243 195V194H242ZM20 196V195H19ZM42 196V195H41ZM163 196V195H162ZM161 196V197H162ZM222 196V195H221ZM36 197H37V194H36ZM185 197V196H184ZM228 197V196H227ZM18 198V197H17ZM22 198V197H21ZM99 198V197H98ZM112 198V197H111ZM127 198V197H126ZM152 198V197H151ZM225 198V197H224ZM36 199V198H35ZM39 199V198H38ZM46 199V198H45ZM93 199V198H92ZM109 199V198H108ZM121 199V198H120ZM131 199V198H130ZM155 199V198H154ZM163 199V198H162ZM190 199V198H189ZM209 199V198H208ZM216 199V198H215ZM215 199H213V200H215ZM220 199V198H219ZM20 200V199H19ZM42 200H43V198H42ZM157 200V199H156ZM237 200V199H236ZM46 201V200H45ZM64 201V200H63ZM94 201V200H93ZM150 201V200H149ZM220 201H221V199H220ZM229 201V200H228ZM34 202V201H33ZM137 202H138V200H137ZM156 202V201H155ZM162 202V201H161ZM189 202V201H188ZM42 203H43V201H42ZM46 203V202H45ZM100 203V202H99ZM115 203V202H114ZM160 203V202H159ZM221 203V202H220ZM235 203V202H234ZM236 203H237V201H236ZM37 204V203H36ZM36 204L34 205V206H36ZM41 204V203H40ZM94 204V203H93ZM155 204V203H154ZM163 204V203H162ZM167 204V203H166ZM171 204H173V203H171ZM170 204V205H171ZM184 204V203H183ZM213 204V203H212ZM211 204V205H212ZM233 204V203H232ZM16 205H18V204H16ZM97 205V204H96ZM238 205H239V203H238ZM23 206H24V204H23ZM50 206V205H49ZM93 206V205H92ZM137 206V205H136ZM154 206V205H153ZM169 206V205H168ZM33 207V206H32ZM96 207V206H95ZM94 207V208H95ZM139 207V206H138ZM158 207V206H157ZM211 207V206H210ZM19 208V207H18ZM35 207H33V209H34ZM39 208V207H38ZM112 208V207H111ZM154 208H155V206H154ZM169 208V207H168ZM227 208V207H226ZM36 209V208H35ZM34 209V210H35ZM51 209V208H50ZM106 209H108V208H106ZM106 209H104V210H106ZM165 209V208H164ZM167 209V208H166ZM214 209V208H213ZM222 209H223V207H222ZM13 210V209H12ZM24 210V209H23ZM41 210H42V208H41ZM101 210V209H100ZM108 210H110V209H108ZM156 210V209H155ZM176 210V209H175ZM174 210V211H175ZM219 210V209H218ZM226 210V209H225ZM44 211V210H43ZM148 211V210H147ZM153 211V210H152ZM173 211V212H174ZM191 211V210H190ZM193 211V210H192ZM216 211V210H215ZM160 212H161V210H160ZM11 213V212H10ZM147 213H149V212H147ZM178 213V212H177ZM217 213V212H216ZM219 213V212H218ZM224 213V212H223ZM32 214V213H31ZM68 214V213H67ZM79 214V213H78ZM151 214H153V213H151ZM165 214V213H164ZM183 214V213H182ZM220 214V213H219ZM64 215V214H63ZM155 215V214H154ZM224 215V214H223ZM36 216V215H35ZM172 216V215H171ZM62 217V216H61ZM91 217V216H90ZM135 217V216H134ZM169 217V216H168ZM177 217V216H176ZM42 218V217H41ZM86 218V217H85ZM98 218V217H97ZM154 218V217H153ZM160 218H162V217H160ZM198 218V217H197ZM32 219V218H31ZM106 220V219H105ZM180 221V220H179ZM8 222V221H7ZM40 222V221H39ZM186 222V221H185ZM11 223V222H10ZM205 223H208V222H205ZM9 224V223H8ZM28 225V224H27ZM159 225H160V223H159ZM187 225V224H186ZM154 226V225H153ZM157 226V225H156ZM191 226V225H190ZM184 227H182V229H183ZM187 228V227H186ZM190 228H192V227H190ZM4 230V229H3ZM178 231H179V229H178ZM2 233V232H1ZM61 233V232H60ZM192 233V232H191ZM251 234V233H250ZM10 235H12V234H10ZM33 235V234H32ZM7 237V236H6ZM247 237V236H246ZM2 239V238H1ZM7 239V238H6ZM15 239V238H14ZM5 240V239H4ZM3 240V241H4ZM10 240V239H9ZM8 240V241H9ZM192 240V239H191ZM238 240V239H237ZM10 242V241H9ZM241 242V241H240ZM62 243V242H61ZM242 243H243V241H242ZM251 244V243H250ZM2 245V244H1ZM244 245V244H243ZM245 245H246V243H245ZM252 246V245H251ZM14 247V246H13ZM53 248V247H52ZM8 249V248H7ZM13 251V250H12ZM55 251V250H54ZM209 251V250H208ZM226 251V250H225ZM244 251V250H243ZM247 250L245 249V252H246ZM256 251V250H255ZM103 252V251H102ZM235 252V251H234ZM1 253V252H0ZM6 253V252H5ZM9 253H11V250L9 251ZM41 253V252H40ZM42 253H43V251H42ZM44 253H46V252H44ZM210 253V252H209ZM232 253V252H231ZM7 254V253H6ZM248 254H249V252H248ZM1 256V255H0ZM190 256V255H189ZM213 256V255H212ZM220 256V255H219ZM249 256H251V255H249ZM3 257V256H2ZM8 257H10V255L8 256ZM15 257V256H14ZM18 257V256H17ZM203 257V256H202ZM226 257V256H225ZM13 257L11 256L10 257V259L9 260H11ZM207 258V257H206ZM210 258V257H209ZM219 258V257H218ZM7 259V258H6ZM18 259V258H17ZM211 259V258H210ZM239 259V258H238ZM251 259V258H250ZM256 259V258H255ZM14 260V259H13ZM21 260V259H20ZM204 260V259H203ZM216 260V259H215ZM221 260H223V259H221ZM253 260V259H252ZM8 261V260H7ZM188 261V260H187ZM211 261V260H210ZM4 262V261H3ZM5 263H7V262H5ZM49 263V262H48ZM225 263V262H224ZM252 263V262H251ZM10 264V263H9ZM156 264V263H155ZM184 264V263H183ZM199 264V263H198Z\"/></svg>","mask_w":264,"mask_h":264}]
</instances>
